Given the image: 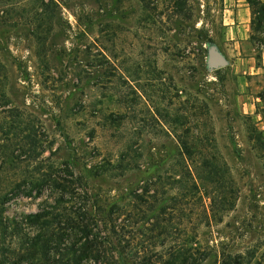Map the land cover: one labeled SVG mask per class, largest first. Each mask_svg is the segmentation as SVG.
I'll use <instances>...</instances> for the list:
<instances>
[{
  "label": "rangeland",
  "instance_id": "374dc122",
  "mask_svg": "<svg viewBox=\"0 0 264 264\" xmlns=\"http://www.w3.org/2000/svg\"><path fill=\"white\" fill-rule=\"evenodd\" d=\"M187 2L189 17L172 0H67L48 17L34 0H0V264L24 262L27 214L53 203L50 185L37 195L22 179L65 165L99 216L115 206L119 226L135 214L115 233L137 256L149 249L142 209L147 228L167 229L151 239L164 260L185 246L200 264H264V150L252 138L264 140V35L243 0ZM211 43L228 61L215 70Z\"/></svg>",
  "mask_w": 264,
  "mask_h": 264
},
{
  "label": "trees",
  "instance_id": "16d2710c",
  "mask_svg": "<svg viewBox=\"0 0 264 264\" xmlns=\"http://www.w3.org/2000/svg\"><path fill=\"white\" fill-rule=\"evenodd\" d=\"M34 1L50 17L52 6L67 0ZM172 1L176 12L183 13L185 17L191 15V11L185 14L187 0ZM246 1L250 7L251 29L264 35V1ZM139 2L146 8H152L156 6L158 0H139ZM250 37L253 38V34ZM259 41L261 46H264V36ZM258 56L259 54H257ZM6 84L7 74L2 73L0 75V103L9 101V93L5 90ZM252 138L257 142L258 147L264 150L262 136L258 133ZM198 155L204 158L203 154L198 153ZM207 160L205 159V163ZM61 173H66V175ZM22 180H29L36 189L37 195L42 193L46 183L51 186L54 194L53 203L48 205L49 208L43 207L27 214L31 225L35 228H32L33 235L24 236L20 240L22 254L18 258L24 262L17 264H200L204 260V256L195 258L194 255L197 252L185 246L177 250L167 248L165 251L168 252L169 258L164 260L162 250L156 249L155 241L151 242V239L156 240L157 236L161 234L162 238L166 237L167 229L161 224L155 228H147L145 226L147 211L142 209L138 210L135 223L140 222V233L145 235L142 243H149V249L147 250V246L144 247L142 255L137 256L138 247L131 249L129 244H126L125 236H117L115 233V228L133 227L134 222H131V217H134L135 214H125L126 221L119 226L113 224L111 216L116 211L118 212L117 207L112 206L106 215L99 216L98 208H94L93 203L88 202L90 196L86 190L82 188L81 192L78 191L79 185H82L81 176L75 174L66 165L65 168L53 167L50 171H40L36 176L27 175ZM136 198L138 201L142 200L141 197L137 196ZM65 203L69 204L68 207L65 206ZM47 217H50V221L47 220ZM61 219H64L62 224H60ZM155 220L158 224V222L164 221V218L159 217ZM52 224L56 225V228H48ZM100 228H108L107 235L99 234ZM156 231V235L151 234ZM112 232L116 234L115 237H112ZM124 240L125 244H123ZM135 255L137 259H134ZM241 258L242 256L239 254L232 257L226 255L220 264H241Z\"/></svg>",
  "mask_w": 264,
  "mask_h": 264
},
{
  "label": "water",
  "instance_id": "95a60500",
  "mask_svg": "<svg viewBox=\"0 0 264 264\" xmlns=\"http://www.w3.org/2000/svg\"><path fill=\"white\" fill-rule=\"evenodd\" d=\"M228 63L227 58L220 52L217 45L211 43L206 50V67L209 70H215L225 66Z\"/></svg>",
  "mask_w": 264,
  "mask_h": 264
},
{
  "label": "crops",
  "instance_id": "0c3cea01",
  "mask_svg": "<svg viewBox=\"0 0 264 264\" xmlns=\"http://www.w3.org/2000/svg\"><path fill=\"white\" fill-rule=\"evenodd\" d=\"M244 3H243V7L241 8V10L243 12H245V15L247 16V19L250 20V7L247 3V1L245 2V0H243ZM264 1V0H263ZM263 51H264V46H263ZM241 81V79H239Z\"/></svg>",
  "mask_w": 264,
  "mask_h": 264
}]
</instances>
